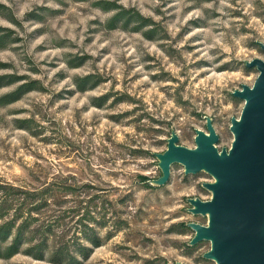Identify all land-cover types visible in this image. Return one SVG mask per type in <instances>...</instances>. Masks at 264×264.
<instances>
[{
    "label": "rangeland",
    "instance_id": "rangeland-1",
    "mask_svg": "<svg viewBox=\"0 0 264 264\" xmlns=\"http://www.w3.org/2000/svg\"><path fill=\"white\" fill-rule=\"evenodd\" d=\"M123 11L124 28L110 22ZM259 43L264 0H0V183L50 186L58 215L80 209L64 220L71 240L87 211L101 245L83 264H215L179 224L206 222L186 200H208L212 178L175 164L154 187V155L171 132L193 148L205 117L230 147L243 106L231 92L253 84Z\"/></svg>",
    "mask_w": 264,
    "mask_h": 264
},
{
    "label": "water",
    "instance_id": "water-1",
    "mask_svg": "<svg viewBox=\"0 0 264 264\" xmlns=\"http://www.w3.org/2000/svg\"><path fill=\"white\" fill-rule=\"evenodd\" d=\"M259 47L264 51V44ZM244 64L255 68L257 77L251 86L231 92L243 106L240 116L230 120V147H216L219 137L212 119L205 117L206 131L194 130L193 148L178 144L177 134L171 132L166 150L154 155L160 170L150 183L154 187L168 182L175 164L183 167L185 175L203 172L212 178L201 184L210 193L208 200H186L187 212L206 222L185 225L192 231L187 245L209 242L201 257L215 264H264V59Z\"/></svg>",
    "mask_w": 264,
    "mask_h": 264
},
{
    "label": "trees",
    "instance_id": "trees-1",
    "mask_svg": "<svg viewBox=\"0 0 264 264\" xmlns=\"http://www.w3.org/2000/svg\"><path fill=\"white\" fill-rule=\"evenodd\" d=\"M132 18L123 11L111 17L110 22H123L124 28ZM123 19L125 21H121ZM139 178L143 182L146 180L143 176ZM49 187L37 190L0 183V259L24 254L51 264H83L93 248L101 245L95 229L88 225L94 219L87 211L81 214L76 226H73L78 228L79 235L71 240L68 235L70 228L66 227L64 220L68 213H78L80 209L63 210L58 215L57 208L61 202L49 194ZM179 224L190 230L184 222ZM99 225L104 226L101 223ZM59 227H65L60 234ZM185 246L195 247L187 243Z\"/></svg>",
    "mask_w": 264,
    "mask_h": 264
}]
</instances>
